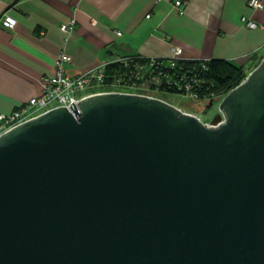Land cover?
<instances>
[{
    "label": "water",
    "instance_id": "95a60500",
    "mask_svg": "<svg viewBox=\"0 0 264 264\" xmlns=\"http://www.w3.org/2000/svg\"><path fill=\"white\" fill-rule=\"evenodd\" d=\"M78 104L0 137V264H264V58L209 125Z\"/></svg>",
    "mask_w": 264,
    "mask_h": 264
},
{
    "label": "crops",
    "instance_id": "0c3cea01",
    "mask_svg": "<svg viewBox=\"0 0 264 264\" xmlns=\"http://www.w3.org/2000/svg\"><path fill=\"white\" fill-rule=\"evenodd\" d=\"M0 0V115H8L42 93L61 54L71 57L75 76L139 55L222 60L249 73L264 58V9L249 0ZM264 1V0H263ZM5 17L16 26H3ZM75 21V29L65 30ZM118 33H121L119 35Z\"/></svg>",
    "mask_w": 264,
    "mask_h": 264
},
{
    "label": "built area",
    "instance_id": "2783aa9c",
    "mask_svg": "<svg viewBox=\"0 0 264 264\" xmlns=\"http://www.w3.org/2000/svg\"><path fill=\"white\" fill-rule=\"evenodd\" d=\"M184 5L183 0H177L175 2V7L180 10L181 6ZM248 7L254 11H260L264 9V1L263 0H249ZM180 12H182L180 10ZM243 23L249 29H264L263 26H259L257 23L247 19H242ZM3 26L6 28H13L16 26V21L11 17H5L3 21ZM75 29V21L71 23V25L66 28L65 32L70 33ZM121 35V33H118ZM173 57L163 63L161 67L163 69H159L157 75H153L151 78L154 84L158 87H161L164 83L162 78L164 76V72L166 70H175L178 68L179 61H188L183 57V50L181 48L175 47L173 50ZM151 62L149 65L155 66V59H150ZM193 61H201V60H193ZM210 60H204L201 62H208ZM71 62V57L67 54H61L56 61V71L54 76L47 77L43 79L42 82V93L38 97L32 98L28 103L22 105L21 107L15 109L8 115H0V137L10 130L14 129L17 126H20L30 120L37 119L40 116L49 113L55 109L66 107L68 110L72 103L75 102L76 106L78 103L90 96L100 95V94H130V95H142L148 96L152 98H157L155 96L145 94L143 92L149 93L146 87V84L143 83V87L136 86H123L120 81L115 82L114 84L107 85L105 69L107 65L101 66L95 70H91L85 73H80L75 76H70L66 73V64ZM117 62L124 63L125 66L129 65L128 57L122 58ZM181 73L177 75L179 77L175 82H167V86L172 89H178V91H182L184 96L188 97L191 100L206 102L210 101L215 103V101H219V105L221 101L226 97H206L201 99L199 90L200 86H198V80L194 78H188V74ZM192 76V75H190ZM134 90V91H133ZM179 95V94H178ZM181 95V94H180ZM160 99V98H158ZM165 101V100H164ZM181 109V108H180ZM182 110V109H181ZM183 111V110H182ZM185 112V111H184ZM187 113V112H185ZM190 114V113H188ZM193 115V114H191ZM196 116V115H194ZM198 117V116H196ZM200 120L201 118L198 117ZM202 121V120H201ZM203 122V121H202ZM206 125H209L208 122H204Z\"/></svg>",
    "mask_w": 264,
    "mask_h": 264
},
{
    "label": "trees",
    "instance_id": "16d2710c",
    "mask_svg": "<svg viewBox=\"0 0 264 264\" xmlns=\"http://www.w3.org/2000/svg\"><path fill=\"white\" fill-rule=\"evenodd\" d=\"M128 59L130 64L127 66L121 62L107 65L105 69L107 85L120 81L125 87L133 85L143 87L142 84L145 83L144 88L151 94L182 95V91L169 88L166 84L169 80L175 82L179 79L177 75L183 73L182 75L188 74L190 79L195 77V80H198V86L201 85L199 90L201 99L214 96L222 98L243 83L250 74L244 67L222 60L179 61L177 69L164 72V76L161 77L164 83L158 87L151 77L157 75L159 69H163L161 66L166 63L165 60L155 59V66H151L150 59L139 55L128 56Z\"/></svg>",
    "mask_w": 264,
    "mask_h": 264
},
{
    "label": "rangeland",
    "instance_id": "374dc122",
    "mask_svg": "<svg viewBox=\"0 0 264 264\" xmlns=\"http://www.w3.org/2000/svg\"><path fill=\"white\" fill-rule=\"evenodd\" d=\"M143 93L151 95V93ZM152 96L165 100L187 113L200 117L203 122L211 123L214 117L219 113V101H215L213 106L210 107V101H194L184 95L152 94Z\"/></svg>",
    "mask_w": 264,
    "mask_h": 264
}]
</instances>
